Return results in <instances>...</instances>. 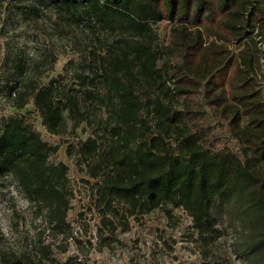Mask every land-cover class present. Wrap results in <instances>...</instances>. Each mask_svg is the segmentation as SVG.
<instances>
[{"label":"trees","instance_id":"16d2710c","mask_svg":"<svg viewBox=\"0 0 264 264\" xmlns=\"http://www.w3.org/2000/svg\"><path fill=\"white\" fill-rule=\"evenodd\" d=\"M9 7L17 14L10 40L22 22L40 28L46 16L79 39L81 67L71 83L62 75L43 82L53 50L14 53L10 41L0 43V94L18 109L32 102L52 134L91 129L76 160L96 179V205L118 210V203L139 215L170 203L203 235L217 231L215 200L232 202L243 254L264 264V96L256 78L264 0H0V36L9 35ZM205 25L219 39L207 43ZM58 149L23 116L0 126V178L14 179L44 222L19 248L0 240V264H60L45 234L73 235L74 190L68 164L49 160Z\"/></svg>","mask_w":264,"mask_h":264},{"label":"rangeland","instance_id":"374dc122","mask_svg":"<svg viewBox=\"0 0 264 264\" xmlns=\"http://www.w3.org/2000/svg\"><path fill=\"white\" fill-rule=\"evenodd\" d=\"M107 1L109 0H104ZM22 2L28 3V0ZM5 16L7 25L5 24L4 32L9 35L0 36L3 49L6 47L5 42L8 45L10 41V51L14 53L20 49L25 50L26 54H41L53 50L57 54V60L52 70L46 72L43 69V82H48L53 76L62 75L66 83H71L70 76L74 68L81 67L78 66L81 57L78 51L79 39L65 37L66 26H59L57 29V24L47 22L50 18L46 16L41 20L44 24L40 28L33 20L22 22L15 39L10 40L13 19L17 16L15 9L7 8ZM52 17L54 20L55 17ZM46 28L44 33L42 30ZM258 28L262 31V41L257 43L260 67L256 78L264 96V24ZM203 29L207 43L219 39L218 34L214 33L215 26L205 25ZM74 32L80 31L73 30L71 34ZM160 33L165 41L166 31L161 29ZM228 47L233 53L240 49L234 43H229ZM198 95L201 98L202 89ZM11 116H23L40 132L44 140L58 144V151L49 160L64 161L69 166L68 173L74 195L71 198L68 221L73 235L67 238L62 235L54 237L49 230L45 234V241L53 243V254L60 264H66L71 258L85 264H262V261L249 260L243 254L244 228L232 202L215 200L212 213L218 218L215 225L217 231L203 235L199 234L186 209L170 203L139 215H133L118 203L114 204L118 210H104L96 205V196L92 192L96 179L88 177L79 168L76 160L81 140L90 135L91 129L88 128L85 133L80 128L75 135L52 134L43 125L32 102L18 109L11 106L0 94V126ZM35 208L12 177L0 178V240L3 248H19L26 239H31V242L34 240L44 227L42 216ZM104 216L113 221L114 230L105 225Z\"/></svg>","mask_w":264,"mask_h":264}]
</instances>
